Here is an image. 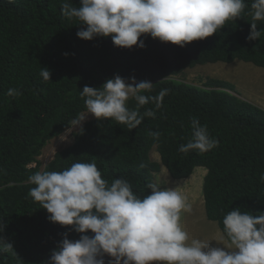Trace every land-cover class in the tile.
Wrapping results in <instances>:
<instances>
[{"label": "trees", "instance_id": "trees-1", "mask_svg": "<svg viewBox=\"0 0 264 264\" xmlns=\"http://www.w3.org/2000/svg\"><path fill=\"white\" fill-rule=\"evenodd\" d=\"M79 7L80 0H70ZM236 20L213 35L185 44L140 37L145 47H117L111 36L80 39L82 25L62 15L61 0H0V233L13 249L0 252V264H45L68 234L80 233L48 219L39 202L28 196V178L41 171L39 157L54 139L73 128L87 112L80 91L99 88L119 75L127 82L150 81L151 93L168 94L162 107L137 128L110 119L87 122L68 148L56 153L44 171H60L74 162H95L102 178H123L138 196L150 194V182L164 166L175 180L190 178L205 167V211L223 233V216L232 209L254 215L264 211V109L235 95L228 82L209 79L199 87L179 79L198 66L242 61L264 68V21H255L261 36L249 40L252 0ZM139 43V40H138ZM67 54V55H65ZM41 68L51 72L49 81ZM19 89V97L6 93ZM129 108L136 101L129 99ZM206 125L218 146L206 153H182L191 138L190 118ZM149 132H159L155 141ZM156 150L161 163L152 159ZM141 163L146 167L141 168ZM87 235H93L90 231Z\"/></svg>", "mask_w": 264, "mask_h": 264}, {"label": "clouds", "instance_id": "clouds-1", "mask_svg": "<svg viewBox=\"0 0 264 264\" xmlns=\"http://www.w3.org/2000/svg\"><path fill=\"white\" fill-rule=\"evenodd\" d=\"M246 7L245 0H80L79 7L61 0L62 15L83 26L77 31L78 38L111 36L115 46L129 49L145 47L140 39L143 35L183 47L213 35L226 21L239 18ZM251 9L254 22L248 39L257 40L261 30L255 21H264V0H252ZM39 74L44 81L50 80L47 68H41ZM130 80L117 74L99 88L85 85L80 96L87 114L98 120H115L129 130L145 117L155 118L153 109L143 114L140 109L149 103L161 108L169 90L146 95L153 90L150 81ZM6 94L22 95L16 88ZM130 98L136 101L134 109L128 106ZM84 118L74 119L73 127L80 126ZM190 128L191 138L179 147L180 152L203 154L218 146L198 118H190ZM149 135L159 141V132ZM260 180L264 182V174ZM28 182L35 185L28 196L47 210L51 222L71 226L81 234L78 240H70L65 233L45 264H105V256L114 264H264V211L255 215L240 208L227 212L220 237L227 240V246L211 247L210 241L189 240L181 214L190 213L192 206L176 188L162 187L167 180L148 183L151 192L141 197L123 178L111 183L103 179L95 162H74L60 171H38ZM3 231L0 222V233ZM89 231L93 235H87ZM12 249L0 236V252Z\"/></svg>", "mask_w": 264, "mask_h": 264}, {"label": "rangeland", "instance_id": "rangeland-1", "mask_svg": "<svg viewBox=\"0 0 264 264\" xmlns=\"http://www.w3.org/2000/svg\"><path fill=\"white\" fill-rule=\"evenodd\" d=\"M186 83L203 87L209 79L221 80L234 86L235 95L258 105L264 109V68L257 67L250 63L236 61L233 63H216L198 66L187 71L186 75L179 78ZM84 120L78 127H73L62 136L52 140L43 150L39 157L41 171L54 159L57 152L71 146L75 141V134L89 121L95 119L92 114L84 113ZM152 159L161 163L159 153L154 149L151 153ZM207 175L205 167H197L194 174L183 180H175L171 177L169 171L162 166L161 171L156 174V182L168 183L162 184V187L176 188L192 206L190 213L182 212L181 225L189 235V240L193 238L210 241L211 247L227 246V240H221L223 235L217 223L207 218L204 199V182ZM105 264H114L111 257L105 256Z\"/></svg>", "mask_w": 264, "mask_h": 264}]
</instances>
